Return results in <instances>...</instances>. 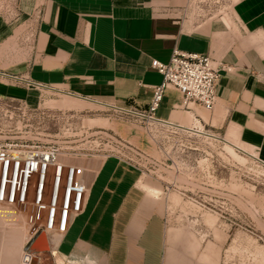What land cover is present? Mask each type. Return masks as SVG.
I'll return each mask as SVG.
<instances>
[{
    "label": "crops",
    "instance_id": "0c3cea01",
    "mask_svg": "<svg viewBox=\"0 0 264 264\" xmlns=\"http://www.w3.org/2000/svg\"><path fill=\"white\" fill-rule=\"evenodd\" d=\"M4 1L20 17L9 22L0 16V76L100 105L145 110L162 80L153 59L167 61L174 49L208 54L223 67L211 113L196 105L179 110L181 96L169 90L156 116L173 123L187 117L196 132H204L203 121L225 124L235 133L227 132V143L241 147L233 142L239 137L264 162V0H233L236 29L225 14L211 13L223 2ZM27 19L29 32L22 29ZM11 91L0 81V94ZM86 160L78 163L88 169V199L69 231L50 241L35 238L28 247L21 231L0 228V264H23L25 252L38 264L168 263L155 199L161 191L153 193L141 169L115 157ZM33 244L48 249L36 252Z\"/></svg>",
    "mask_w": 264,
    "mask_h": 264
},
{
    "label": "rangeland",
    "instance_id": "374dc122",
    "mask_svg": "<svg viewBox=\"0 0 264 264\" xmlns=\"http://www.w3.org/2000/svg\"><path fill=\"white\" fill-rule=\"evenodd\" d=\"M195 1L223 2V7H217L220 10L211 13L225 14L236 29L233 0ZM0 16L9 22L20 17L14 4L4 0ZM26 21V29L21 28L29 32L30 21ZM0 77L12 88V94H0V135L71 146L77 151L88 147L95 131H104L136 151L143 181L156 188L153 191H161L155 199L165 223L167 264H264V162L254 156L255 147L239 137L233 142L241 147L227 143V132H234L225 124L203 121L207 136L194 131L187 117L162 126L142 116L144 110L100 105ZM86 159L78 156L75 161ZM49 188L50 172L46 177Z\"/></svg>",
    "mask_w": 264,
    "mask_h": 264
},
{
    "label": "built area",
    "instance_id": "2783aa9c",
    "mask_svg": "<svg viewBox=\"0 0 264 264\" xmlns=\"http://www.w3.org/2000/svg\"><path fill=\"white\" fill-rule=\"evenodd\" d=\"M151 66L162 80L153 88V96L142 116L162 126L156 111L169 90L181 96L180 107L191 110L200 106L212 111L217 103L216 87L223 67L214 64L208 54L174 49L167 61L153 59ZM88 147H60L55 143H38L31 139L0 135V228L19 230L26 245L45 232L65 235L84 211L89 185L84 174L87 167L75 161L96 156L115 157L141 169L136 152L127 142L104 131H95ZM83 150H89L81 152ZM80 151V152H79ZM50 172V188L46 177ZM23 264H32V254L25 252Z\"/></svg>",
    "mask_w": 264,
    "mask_h": 264
},
{
    "label": "water",
    "instance_id": "95a60500",
    "mask_svg": "<svg viewBox=\"0 0 264 264\" xmlns=\"http://www.w3.org/2000/svg\"><path fill=\"white\" fill-rule=\"evenodd\" d=\"M44 238H46V233H45V232H41V233L38 234V236H37L36 239H44ZM31 249H32V250H35L36 252H40V251L45 252V251H47L48 248L38 249V248H36V246L33 244V245H31ZM38 262H39L38 257H34V259L32 260V264H38Z\"/></svg>",
    "mask_w": 264,
    "mask_h": 264
},
{
    "label": "bare ground",
    "instance_id": "6f19581e",
    "mask_svg": "<svg viewBox=\"0 0 264 264\" xmlns=\"http://www.w3.org/2000/svg\"><path fill=\"white\" fill-rule=\"evenodd\" d=\"M160 120V119H159ZM196 129H199V127H195ZM203 128H204V126H203ZM201 133H203L204 135H207V136H209V134L208 133H204V132H201ZM211 137H213V136H211ZM153 193H156L157 194V192L156 191H153V190H151Z\"/></svg>",
    "mask_w": 264,
    "mask_h": 264
}]
</instances>
